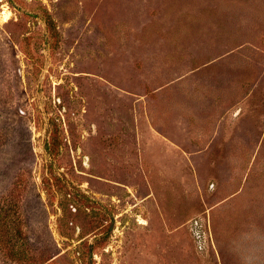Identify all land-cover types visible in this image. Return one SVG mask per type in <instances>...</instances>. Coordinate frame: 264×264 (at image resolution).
Returning a JSON list of instances; mask_svg holds the SVG:
<instances>
[{
	"label": "rangeland",
	"instance_id": "1",
	"mask_svg": "<svg viewBox=\"0 0 264 264\" xmlns=\"http://www.w3.org/2000/svg\"><path fill=\"white\" fill-rule=\"evenodd\" d=\"M0 264H264V0H0Z\"/></svg>",
	"mask_w": 264,
	"mask_h": 264
},
{
	"label": "bare ground",
	"instance_id": "2",
	"mask_svg": "<svg viewBox=\"0 0 264 264\" xmlns=\"http://www.w3.org/2000/svg\"><path fill=\"white\" fill-rule=\"evenodd\" d=\"M4 13V12H3Z\"/></svg>",
	"mask_w": 264,
	"mask_h": 264
}]
</instances>
